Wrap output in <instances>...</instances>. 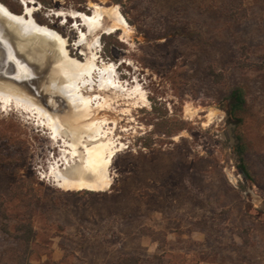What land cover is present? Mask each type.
<instances>
[{"label": "rangeland", "instance_id": "1", "mask_svg": "<svg viewBox=\"0 0 264 264\" xmlns=\"http://www.w3.org/2000/svg\"><path fill=\"white\" fill-rule=\"evenodd\" d=\"M32 1L35 21L64 37L70 57L114 66L124 93L138 88L147 102L133 108L112 90L88 92L111 103L93 119L111 122L121 149L110 188L98 193L56 187L49 172L60 148L30 111L0 103V264H116L122 250L140 264H264V0ZM90 4L117 6L127 23L101 32L92 50L78 45L83 27L55 16L91 14ZM236 89L245 102L234 114ZM24 226L36 233L29 248ZM142 235L164 253L148 256Z\"/></svg>", "mask_w": 264, "mask_h": 264}, {"label": "bare ground", "instance_id": "2", "mask_svg": "<svg viewBox=\"0 0 264 264\" xmlns=\"http://www.w3.org/2000/svg\"><path fill=\"white\" fill-rule=\"evenodd\" d=\"M32 4H34L32 0H22L21 5L24 9L20 14H15L0 2V11L20 22L23 34L42 46V54L32 51L31 58L42 61L45 54L51 56L49 68L45 72L41 71L44 80L41 83L42 89L38 90V95L45 91L47 97L42 101L38 95L29 93L31 90L28 87L19 88L14 83L3 82L0 83V103L6 110L11 107L23 113L30 111L38 121V127L42 126L47 130L53 146L60 148L63 156L53 158L55 161L50 164L49 172L50 179L56 187L66 192H105L112 184L110 174L112 161L121 149L120 144L110 137L112 128H106L111 122L106 118L93 119L95 116L93 110L99 112L104 108H110L111 103L101 96L96 95L93 98L89 91L96 89L103 93L112 90L113 100L116 99V102L123 100L133 108H138V104H145L146 97L138 88L124 93L123 86L119 87L116 83L114 66L104 65L96 68V71L94 63L96 56L89 57L85 62L70 57L64 37L35 21L34 10L29 7ZM89 9L91 14L78 11H57L55 14L58 17L75 20V29L83 27L86 30L85 33L80 32L79 46L86 43L88 49L92 50L99 43L101 32L114 33L127 28L126 20L117 6L102 7L90 4ZM105 16L111 19L108 25L103 23ZM87 36L93 37L91 42L87 41ZM8 54L9 59H14L10 51ZM15 64L16 71L9 72V76L20 82L30 80L39 74L28 63L16 60ZM59 100L62 105L59 104ZM125 112L129 115L128 110ZM210 112L209 121L215 114L213 110Z\"/></svg>", "mask_w": 264, "mask_h": 264}, {"label": "water", "instance_id": "3", "mask_svg": "<svg viewBox=\"0 0 264 264\" xmlns=\"http://www.w3.org/2000/svg\"><path fill=\"white\" fill-rule=\"evenodd\" d=\"M24 17V14H23ZM42 46L32 38L23 34L21 31V24L15 21L0 11V79L10 81L14 84H25V87L30 88V92L38 95L40 83L43 82L42 73L47 71L49 64L44 67V59L42 61L34 60L31 58V52H39L42 54ZM8 51L12 54L14 59H9ZM47 54H45L46 57ZM44 57V58H45ZM19 60L22 63L29 64L33 62V69L35 71L41 70L44 67L42 73L37 74L30 80L18 81L15 78L9 76V72L16 71L15 61ZM27 62V63H26ZM40 76V77H39ZM39 82V83H38ZM41 97V95H38Z\"/></svg>", "mask_w": 264, "mask_h": 264}, {"label": "trees", "instance_id": "4", "mask_svg": "<svg viewBox=\"0 0 264 264\" xmlns=\"http://www.w3.org/2000/svg\"><path fill=\"white\" fill-rule=\"evenodd\" d=\"M77 1H82V0H77ZM13 12V11H12ZM20 14V13H19ZM210 75L214 77L215 79L218 77L217 74L214 72H210ZM230 101H231V112L235 114V112L241 111L243 108V104L245 102L244 95L241 90L236 89L231 93L230 96ZM240 121V120H237ZM241 172L244 175H247V170L244 166L241 168ZM25 230L23 236H20V240H23L25 243V246L29 248L30 244L33 242L35 239L36 233L33 230L32 227L30 226H24L20 228V231ZM141 261L134 257V256H128V257H119L116 261V264H140Z\"/></svg>", "mask_w": 264, "mask_h": 264}, {"label": "crops", "instance_id": "5", "mask_svg": "<svg viewBox=\"0 0 264 264\" xmlns=\"http://www.w3.org/2000/svg\"><path fill=\"white\" fill-rule=\"evenodd\" d=\"M155 229H156V231H162L161 227H156ZM141 238H142V241H141L142 242V247L144 248V250H145V252L147 253L148 256H150V257L160 256V255H162L164 253V250H162V249L160 250L159 241L158 240L152 239V237H149L148 235H142ZM117 253H119V249H117ZM121 255L124 256V257H128V256H131L133 254L124 252V250H122L121 251ZM122 256H120V257H122ZM118 258H119V256H117V257L112 256V261L114 263H116ZM63 259H64V252L63 251L54 250L52 252V260L53 261L60 262ZM76 260H77V258H76ZM82 264H100V263L85 262L82 259ZM199 264H209V263L202 262V263H199Z\"/></svg>", "mask_w": 264, "mask_h": 264}]
</instances>
